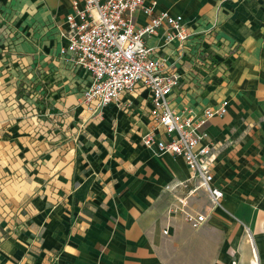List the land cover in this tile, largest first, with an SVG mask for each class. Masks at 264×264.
Wrapping results in <instances>:
<instances>
[{
    "label": "crops",
    "instance_id": "obj_1",
    "mask_svg": "<svg viewBox=\"0 0 264 264\" xmlns=\"http://www.w3.org/2000/svg\"><path fill=\"white\" fill-rule=\"evenodd\" d=\"M74 1L0 0V264H264V0H155L194 32L183 56L147 40L182 72L173 106L228 100L206 127L219 207L182 156L141 142L146 90L84 101L90 74L61 54Z\"/></svg>",
    "mask_w": 264,
    "mask_h": 264
},
{
    "label": "built area",
    "instance_id": "obj_2",
    "mask_svg": "<svg viewBox=\"0 0 264 264\" xmlns=\"http://www.w3.org/2000/svg\"><path fill=\"white\" fill-rule=\"evenodd\" d=\"M155 6V0L74 1L65 18L66 42L61 54L90 74L83 97L88 103L96 102L93 111L101 113L107 104L119 101L124 91L146 90L151 102V126L141 135V142L155 153L182 156L199 180L196 188L208 193L213 206L220 205L224 191L214 184V154L212 144L206 141V127L211 118L227 112L228 100L206 106L201 113L173 106L171 94L180 83L182 72L176 62H169L158 53V46L147 40L162 32L163 42H178L183 56L184 44L194 32L181 14L155 11ZM139 11L147 17L143 23L136 20ZM208 54L204 55L210 62ZM185 214L196 228L206 220L202 212Z\"/></svg>",
    "mask_w": 264,
    "mask_h": 264
},
{
    "label": "rangeland",
    "instance_id": "obj_3",
    "mask_svg": "<svg viewBox=\"0 0 264 264\" xmlns=\"http://www.w3.org/2000/svg\"><path fill=\"white\" fill-rule=\"evenodd\" d=\"M192 181H194L196 185L199 183L198 178H195V177L192 179ZM181 196H182L184 199H186V202H187V199H189V197L193 196V194H192V195H189L188 193H183V194H181ZM201 198H202V196H201ZM179 201L182 202V200H179ZM219 206H221V204H220V205L213 206V207H219ZM202 213H203V212H202ZM183 214H184V216H185V218H186L185 210H183Z\"/></svg>",
    "mask_w": 264,
    "mask_h": 264
},
{
    "label": "bare ground",
    "instance_id": "obj_4",
    "mask_svg": "<svg viewBox=\"0 0 264 264\" xmlns=\"http://www.w3.org/2000/svg\"><path fill=\"white\" fill-rule=\"evenodd\" d=\"M254 262V261H253Z\"/></svg>",
    "mask_w": 264,
    "mask_h": 264
}]
</instances>
